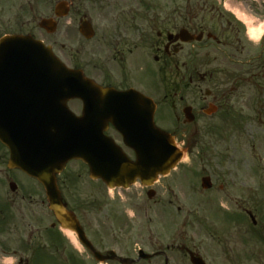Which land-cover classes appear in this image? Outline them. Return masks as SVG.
I'll return each instance as SVG.
<instances>
[{
	"label": "flooded vegetation",
	"instance_id": "flooded-vegetation-1",
	"mask_svg": "<svg viewBox=\"0 0 264 264\" xmlns=\"http://www.w3.org/2000/svg\"><path fill=\"white\" fill-rule=\"evenodd\" d=\"M74 1L70 0V11L66 17L56 18L61 25L64 19H69L67 24L70 27L60 32L48 33L40 25L42 18L38 22L30 21L28 24L34 22V27L22 30L20 26L13 27L12 18L8 17L4 23L9 29L0 33V37L8 33H24L48 43L50 40L38 33V30H43L48 35L57 36L52 44L60 43L59 56L70 62L72 67L83 69L86 76L104 86L123 91L134 88L152 97L157 103L156 123L167 128L188 149L189 155L197 157L203 154V175L199 178H211L212 187L209 189L202 188L201 183L199 186L196 180L186 182L187 191L182 192L180 186L184 202L203 206L226 204L236 209L250 206L255 200L254 192L247 174L241 173L237 165L238 145L235 140L241 89L240 47L235 44L238 45L240 39L231 41L223 34L218 35L210 26L208 13H213L216 5L210 4L209 0L178 3L177 0H169V6L160 8H167L166 18L159 20L154 17L144 21V12L158 9L156 6L146 7L144 11L140 5L105 6L102 0H92L97 11L88 12L78 2L75 5ZM3 8L6 11L10 9ZM104 10L114 11V17L108 21L103 19ZM46 17L52 18V15ZM210 17L213 20L218 13ZM220 17H224L221 11ZM1 20L2 17L0 23ZM84 22L90 26L91 38L78 34L79 26ZM227 23L231 25L229 20ZM216 25L224 24L218 20ZM66 36L69 41L73 39L71 43L76 42L78 47L74 53L66 52L65 57ZM88 43L89 47L85 46ZM212 52L219 53V56H212ZM160 79L163 86H159ZM9 90L10 86H0V91H4L0 96L1 103L10 101ZM68 105L75 115H82L83 102L80 99H72ZM166 105L167 110L162 107ZM104 124L108 125L105 134L122 140L110 120H105ZM181 125L185 126L182 132ZM188 127L192 129L190 134H186ZM214 131L218 139L214 138ZM11 156L10 145L0 136V264H149L159 257H163L164 264H178L176 251L183 253L188 260L192 253L203 256V236H191L188 232L184 236H176L174 225L168 231L169 242L165 249L159 248V242L157 246L152 242L156 248L144 252L143 233L146 230L153 233L154 227V215L148 214L144 196L147 198L150 192L157 196V187L159 190L162 179L152 189L137 183L135 190L139 186L142 191H133L135 197H129V200L127 196L112 198L107 189L103 194L90 190L86 195L74 196L70 186L73 172L65 169L57 181L66 209L75 215L72 224L77 230L73 239L49 208L44 186L10 166ZM213 157L217 165L212 164ZM178 169L181 170L178 177L182 173L183 178L191 175L192 179L197 167L181 166ZM176 187L175 184L169 186L172 190V196L167 197L170 205L176 203L175 199L181 200L175 193ZM131 190L133 188L127 191ZM243 210L244 214L231 211L218 215L216 231L220 246L218 253L224 260L222 264L243 263L240 251L234 250L237 240H243V236L235 230L240 231L241 223L248 232L254 231L258 225L252 224L251 227L250 210ZM129 211L134 212V216L130 217ZM150 254L154 255L145 258Z\"/></svg>",
	"mask_w": 264,
	"mask_h": 264
},
{
	"label": "water",
	"instance_id": "water-1",
	"mask_svg": "<svg viewBox=\"0 0 264 264\" xmlns=\"http://www.w3.org/2000/svg\"><path fill=\"white\" fill-rule=\"evenodd\" d=\"M66 5L65 2L59 3L57 13L65 9ZM82 32L87 34L86 26H82ZM2 45L7 46V54L2 56L0 52V72L9 71L16 81V101L13 106L16 134L21 135L23 141L33 142L41 139L42 142H48L47 171H41L36 162L32 164L26 160L20 161L17 157L12 161L44 183L51 208L58 217H62V207L55 175L73 158L88 162L92 176L102 177L111 186L127 187L136 176L143 179L148 165L154 163L155 168L151 174L157 178L159 173H168L183 156L171 135L155 126L152 100L144 95L135 91L112 93V89L103 88L84 77L82 73L68 69L53 54L50 47L33 39L14 36L3 39L0 49ZM3 53L5 54L4 51ZM93 92L99 98L104 96L106 99L110 93L117 99L120 98L119 104H115L114 98L110 100L112 110L115 108L121 111L124 109V103L137 102L144 120L138 124L139 136L134 132L128 133L126 125H121L118 119L113 120L116 128L123 134L125 142L135 149L137 162L129 160L111 138L104 137V125H98L102 136L93 137L88 124L75 122L67 107V100L86 95L84 101L87 112L96 102ZM87 115L88 113L85 117ZM118 117H125V113ZM98 169H102L101 172H97ZM143 182L146 183L144 179ZM68 216L69 214L63 215ZM193 262L206 264L198 259Z\"/></svg>",
	"mask_w": 264,
	"mask_h": 264
},
{
	"label": "rangeland",
	"instance_id": "rangeland-1",
	"mask_svg": "<svg viewBox=\"0 0 264 264\" xmlns=\"http://www.w3.org/2000/svg\"><path fill=\"white\" fill-rule=\"evenodd\" d=\"M57 1L58 0H0V17H2L3 19L0 23V33L5 32L9 29L8 26H6L4 23L8 17L12 18V21L14 23L13 27L20 26L22 30H28L30 27H34V22L31 24L28 23L30 21L38 22L41 17L48 16L50 13H52ZM102 1L104 2L105 6L133 4L140 5L142 7H145L146 5L156 6V8L167 7L170 3L169 0ZM177 1L183 2V0ZM194 1L196 0H193V2ZM74 2H76L75 5H77L78 2L79 5H81V7H84L88 12L97 11L93 8L92 0H75ZM225 2V0H209V3L215 4L217 9H214L213 13H208L207 21L211 23L210 26L214 27L219 35L223 34L225 38H228L229 40L234 42H236L238 38L240 39L238 44L240 45L241 51L238 58L240 60L239 69L241 71V89L238 109L239 127L237 131L238 135L235 140L236 145H238V166L240 167L239 170L241 171V173H247L248 182L251 183L252 188L255 190L254 196L256 197V200L252 201L249 207H251V211H253V213H255L256 217L258 218V225L254 229V231L248 232L246 230V226L242 223L241 225L243 227H240V231L235 230V232H238L239 235L243 236L242 238L244 241L242 239L240 240L239 238L236 242L234 250L240 251V256L242 257L240 261L245 262L244 264H264V227H262V224L264 225V79L260 78L262 75L260 76L258 74V72L262 70L264 78V59H258L259 61H256L253 66L249 65L251 63V60H253L254 58H264V49L262 48L261 41H255V39H252L250 37L247 24L244 21L242 22L243 24L238 22V20L231 14V9H239L245 15H249L256 20L264 21V0H228L227 7L225 6ZM3 6L10 7V11L6 12L7 9L3 8ZM155 11L156 12L151 11L150 13L146 14V16L153 18L154 16L158 17L160 15V17H166L167 15V8L161 10L155 9ZM220 11L224 13V17H220L221 19L219 18ZM216 12L218 13V17H215V19L211 20L210 16L216 15ZM114 15V11L104 10L103 19H107L108 21V19L110 17H114ZM159 20H162V18H159ZM218 20H220L224 25L214 26V24L218 23ZM228 20L232 22L231 25L227 23ZM68 21L69 19H64V26L60 24L58 32H60V30H62L66 25L70 27V25L67 24ZM71 30L73 31V29ZM38 33H41L42 36L50 41H53L57 38V36L55 35H48L43 30H38ZM72 40L69 41L68 36H66L64 39V43L67 48L64 53L65 57L67 53H74V49L76 50V48L78 47L75 44L76 42H73L74 44H71ZM90 43H88L87 45L85 44V46L89 47ZM56 48L58 51L61 50L60 43H58ZM211 55L219 56V53L212 52ZM83 59L86 60V57H83ZM219 60H221V58H219ZM254 73L259 76V79H255L254 77H252L251 74ZM144 76L148 77L147 72H144ZM162 107L166 110L168 109L167 105ZM184 127V125L180 126V132L183 131ZM190 128L191 127H188L186 134L192 133V129ZM201 134H203V130ZM214 138L218 139L217 133H214ZM185 163V165L197 167V169L195 170L196 173L192 175L194 178L191 179V175H189V177L183 178L182 173H180L181 176L178 177L177 173L181 171L179 170L178 172H175L173 176L161 180V183L159 184V190L157 187V196L154 197L153 201H149V199L144 196L147 201L146 204L148 207V214L156 215L154 217L155 227H153V230L156 231V233H149V231L147 230L144 231L142 236L143 248L145 250L148 249V252L153 251L156 248L157 243L159 242V248L164 247L165 249L166 245L169 242L168 231L172 229L175 222L176 224H182L183 216L185 215L188 219H190V221L192 220V222L190 224L191 226H188L185 232L184 229L182 230L183 234L181 236H184L186 232H188V234L190 233L189 235L195 234L199 237L203 236V239H206L207 241L203 251L207 254L209 263L212 262L213 264H218L217 262H220L222 264L224 260L223 256L219 255L218 253L220 250L218 239L215 241V239L211 238V233L218 235V230L215 233L211 229H216L219 225L216 218L214 216L211 217V215L214 214L212 210L217 211L218 206L214 204H208L207 206V213L210 218L208 224H210L211 228H208L206 232L203 225L200 224L199 227V225L196 223V219L200 221V218L202 219L203 217V206L186 204L184 202L186 200L183 198V194L179 192L180 186L183 190L182 192L188 190L186 188L187 181L196 180L198 182L199 179L197 178H199L200 175L203 174V154H200L197 157L191 156L185 160ZM71 165V171L73 172L72 176L74 177L77 173L76 171L78 170V168L81 167L78 162H74ZM258 166L261 168H258ZM174 180H176V182H173ZM87 183L88 182L85 181L83 176L79 177L78 180L73 181L70 184L72 191L71 195L79 196L80 194H82L83 196L88 194L90 190H95L96 194H103L105 188L100 183ZM171 184H175L177 186L175 189V193L181 199H175L176 203L173 205L168 204L167 199V197L172 196V190L169 189V186ZM136 188L137 190L133 188V190H131L132 192H124L125 194H123V197L127 196L126 199L128 200L129 197H135V191H142L139 186H137ZM111 195L113 197H121L118 194V190L115 189L112 190ZM220 207L223 210H227L226 204ZM142 214H144V211L142 212ZM178 215H180V217H177ZM146 220L147 218L145 217L144 221ZM253 234L256 236V238L253 237ZM208 237H210V239H208ZM157 239H159V241H157ZM152 242H155L156 246H154V244L151 245ZM249 243L251 244L249 245ZM250 250H252L253 254H251ZM53 255L57 256L56 253H54ZM249 256L252 258L254 257L255 261H251L249 259ZM176 261L178 262V264H190L187 256L185 257L183 253L179 251H176ZM149 264H164V261L162 257H159L153 259L152 263Z\"/></svg>",
	"mask_w": 264,
	"mask_h": 264
},
{
	"label": "bare ground",
	"instance_id": "bare-ground-1",
	"mask_svg": "<svg viewBox=\"0 0 264 264\" xmlns=\"http://www.w3.org/2000/svg\"><path fill=\"white\" fill-rule=\"evenodd\" d=\"M235 12L239 18L247 24L250 37L258 40L264 32V21L256 20L249 15H245L239 9H235ZM67 233L71 236V238H74V235L70 231H67Z\"/></svg>",
	"mask_w": 264,
	"mask_h": 264
},
{
	"label": "clouds",
	"instance_id": "clouds-1",
	"mask_svg": "<svg viewBox=\"0 0 264 264\" xmlns=\"http://www.w3.org/2000/svg\"><path fill=\"white\" fill-rule=\"evenodd\" d=\"M129 215H130V217L134 216V212L129 211Z\"/></svg>",
	"mask_w": 264,
	"mask_h": 264
}]
</instances>
